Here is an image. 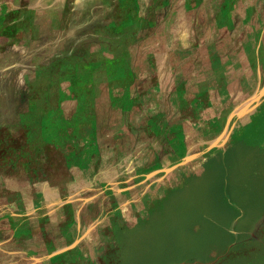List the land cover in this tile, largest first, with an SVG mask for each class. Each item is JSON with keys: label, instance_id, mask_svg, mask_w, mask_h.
I'll return each mask as SVG.
<instances>
[{"label": "rangeland", "instance_id": "obj_1", "mask_svg": "<svg viewBox=\"0 0 264 264\" xmlns=\"http://www.w3.org/2000/svg\"><path fill=\"white\" fill-rule=\"evenodd\" d=\"M185 241L264 264V0H0V264Z\"/></svg>", "mask_w": 264, "mask_h": 264}, {"label": "crops", "instance_id": "obj_2", "mask_svg": "<svg viewBox=\"0 0 264 264\" xmlns=\"http://www.w3.org/2000/svg\"><path fill=\"white\" fill-rule=\"evenodd\" d=\"M210 170V171H209ZM209 175V177H211V179L215 181H217V185H219L222 175H223V164L222 161L219 158L214 159L212 162H210L208 164V171H206V174L204 176V179ZM201 181L203 178H200ZM220 241V243H222L224 246L228 241H231V237L229 235H224L222 237H220V239L218 240V242ZM186 244L184 245L183 249L180 250L179 252L176 253H172L169 254V256H163L165 257L163 260V262H158L159 259H155L153 261V264H168L169 261H180L183 260L185 258L191 257L192 255L195 256H199L201 258H211L213 256V249L210 245H200L198 247H191L189 248V243L185 241ZM216 250V249H215ZM146 255V253H145ZM145 255H143L142 257H140L139 259L133 260L132 264H144L145 262ZM161 257V256H160ZM155 262V263H154ZM131 264V263H130Z\"/></svg>", "mask_w": 264, "mask_h": 264}]
</instances>
